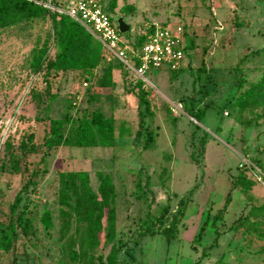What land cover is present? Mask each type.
Listing matches in <instances>:
<instances>
[{"label": "rangeland", "instance_id": "rangeland-1", "mask_svg": "<svg viewBox=\"0 0 264 264\" xmlns=\"http://www.w3.org/2000/svg\"><path fill=\"white\" fill-rule=\"evenodd\" d=\"M102 2L111 17L121 15L129 24L120 33L123 41L155 24L182 25L188 47L183 66L148 70L142 99L136 75L114 66L111 91L97 95L100 68L87 86L78 70L49 69L59 52V27L47 13L0 28V231L11 220L16 229L11 248L0 249V264H80L66 254L67 237L60 238L57 201L59 173L77 170L89 174L94 191L96 173H107L116 190L115 236L107 242L105 231L99 234L96 259L114 245L119 264H264V99L247 95L264 73V54L247 55L264 48V0ZM238 100L247 104L241 108ZM201 108L204 115L195 120L192 113ZM96 109L115 120L114 146L43 144L49 119H61L67 134ZM29 135L24 151L19 144ZM241 168L252 187L247 195L232 189L213 222ZM179 199L188 203L175 239L136 235L164 207L167 224ZM46 210L50 227L41 220ZM216 236L217 245L200 258Z\"/></svg>", "mask_w": 264, "mask_h": 264}, {"label": "trees", "instance_id": "trees-1", "mask_svg": "<svg viewBox=\"0 0 264 264\" xmlns=\"http://www.w3.org/2000/svg\"><path fill=\"white\" fill-rule=\"evenodd\" d=\"M55 3L64 5L62 0H53ZM101 3L103 4L102 0ZM112 8V7H111ZM112 10V9H111ZM47 13L52 21L57 23L59 29L57 32L59 52L55 59L49 63V69L54 70H78L83 81L91 83L95 78V70L101 69L100 75L95 79V84L102 94V90L109 93L113 87L112 69L117 66L121 69L123 75L127 70L119 61L114 65V61H108L104 57V51L99 41L94 42L92 34L89 33L78 22L69 16L57 12H51L28 0H0V28L8 27L23 19L38 17ZM111 19L116 23L115 18ZM120 34V32H119ZM146 36L141 35L134 41H126L131 47L138 48L145 41ZM185 44L184 49L187 50ZM264 54V48H257L250 51L247 55ZM246 58V55L240 58V62ZM105 59V61H104ZM102 60L104 61L102 63ZM137 96L139 99L144 97V88L142 82L135 84ZM247 95L252 96V100L264 99V73L261 80L254 84ZM141 102V101H140ZM241 108L246 101H236ZM195 120H200L204 115V109L192 113ZM144 117L140 116L137 135H140V129L143 128ZM204 137L201 138V142ZM32 142V136L29 135L19 144L24 151L29 149ZM46 148L59 145L73 147H96L115 145V120L112 116H106L101 110H93L89 115L82 116L77 120L76 125L69 130L67 134L63 131V121L61 119H49L45 127L44 142ZM264 148V146H263ZM194 158V153H192ZM98 186L96 191L91 188L89 174L84 170L67 171L59 173L58 204L60 206L59 216L61 218L60 238H66V254L73 263L80 264H119L117 259V248L112 245L105 258L101 254L97 259L92 254L99 245V234L105 231L104 237L107 242H111L115 236L116 212L113 205L116 194L114 183L107 173L98 171L96 173ZM149 180L146 178L145 185ZM253 181L246 176V168H241L236 178L232 182L230 191H228L224 206L214 215L213 222L220 218L225 212L226 207L231 201V190L240 188V191L247 195L252 187ZM21 190H19L10 204V211L14 213L19 205ZM188 201L179 199L178 208L170 214L167 224L162 220L166 207L161 209L160 215L155 221H151L146 227L136 230L138 237L156 235L163 236L167 241L175 239L178 222L183 216ZM41 220L46 227L51 226V216L48 210L44 211ZM75 223L72 233H69L70 226ZM12 234H16L14 221H10L7 229L0 231V249L8 251L12 245ZM264 236V235H261ZM217 236L213 243L204 247L200 258L207 254V250L217 245ZM77 246V249H75ZM200 258L197 262L200 261Z\"/></svg>", "mask_w": 264, "mask_h": 264}, {"label": "built area", "instance_id": "built-area-1", "mask_svg": "<svg viewBox=\"0 0 264 264\" xmlns=\"http://www.w3.org/2000/svg\"><path fill=\"white\" fill-rule=\"evenodd\" d=\"M51 12L69 16L100 42L106 60L116 59L130 70L146 87L144 77L148 70L166 68L176 71L185 60V31L182 25H158L149 27L146 39L138 48L121 39L117 24L104 9L101 0H72L64 5L53 0H28ZM87 86V82H83ZM145 86V87H144Z\"/></svg>", "mask_w": 264, "mask_h": 264}, {"label": "water", "instance_id": "water-1", "mask_svg": "<svg viewBox=\"0 0 264 264\" xmlns=\"http://www.w3.org/2000/svg\"><path fill=\"white\" fill-rule=\"evenodd\" d=\"M117 29L120 33L127 32L130 29L129 24L125 21L124 17L121 15L116 16L115 18Z\"/></svg>", "mask_w": 264, "mask_h": 264}]
</instances>
